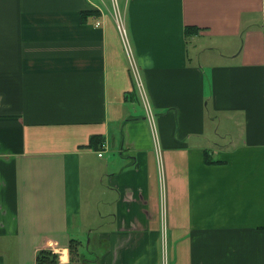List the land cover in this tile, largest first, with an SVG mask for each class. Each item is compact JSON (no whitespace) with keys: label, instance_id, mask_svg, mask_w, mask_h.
Wrapping results in <instances>:
<instances>
[{"label":"crops","instance_id":"obj_1","mask_svg":"<svg viewBox=\"0 0 264 264\" xmlns=\"http://www.w3.org/2000/svg\"><path fill=\"white\" fill-rule=\"evenodd\" d=\"M117 4L154 132L112 0H0V264H264V0Z\"/></svg>","mask_w":264,"mask_h":264},{"label":"built area","instance_id":"obj_2","mask_svg":"<svg viewBox=\"0 0 264 264\" xmlns=\"http://www.w3.org/2000/svg\"><path fill=\"white\" fill-rule=\"evenodd\" d=\"M113 2V9H114V13H115V19H116V22H117V26H118V29H119V32L123 38V43L125 45V49H126V52L129 56V59H130V62H131V65H132V70H133V73H134V76L137 80V84H138V88H139V91H140V94L142 95L143 97V101H144V104L146 106V109H147V114L152 122V128H153V132L155 131V128H154V119H153V113H152V110L149 106V103H148V99H147V95L145 93V89L139 79V75H138V70H137V67L135 65V60H134V56H133V52H132V49H131V46L129 44V40H128V33H127V29L125 27V20H124V16L123 14L120 12L119 8H118V4H117V0H112ZM97 25H99V23H97ZM154 135L156 133H153ZM99 156L101 157L102 156V153L99 154Z\"/></svg>","mask_w":264,"mask_h":264},{"label":"rangeland","instance_id":"obj_3","mask_svg":"<svg viewBox=\"0 0 264 264\" xmlns=\"http://www.w3.org/2000/svg\"><path fill=\"white\" fill-rule=\"evenodd\" d=\"M118 2H119V0H118ZM212 125V127L210 128V130H211V132L214 134L215 133V130H216V128H214V125L213 124H211ZM218 127H220V129H219V133L220 134H222V133H224V131H227L226 133H230V134H233V135H235V133H238V130H236L235 129V127L234 126H232V125H226V124H224V126H218ZM237 131V132H236ZM224 135V134H223ZM215 142H224L223 140H221L219 137H216L215 136ZM101 188V186L96 182L95 184H94V190L92 191V192H90V194H91V199H93V201H100L101 199H102V195H99L98 193H99V189ZM90 199V197H88V200ZM84 200L86 201L87 200V195H86V193H85V196H84ZM86 204H87V202H85V208H86ZM93 209V208H92ZM102 209V208H101ZM96 210H97V212H98V208H96ZM87 212H88V217L87 216H84L83 218H89L88 220L87 219H84L85 221H87V223L88 224H91V225H93V226H97L98 227V223H99V221L98 220H93V217H95V216H97L95 213H93V211H91V210H88L87 209ZM81 220H82V218H81ZM82 240H83V246L82 247H80L79 248V253L81 254L80 256H85L86 258H87V256L89 255L90 256V252H91V249L90 250H88V248H89V242H90V238H89V236H87L86 238H82ZM81 240V241H82ZM88 259H90V258H88ZM78 264V263H77Z\"/></svg>","mask_w":264,"mask_h":264},{"label":"trees","instance_id":"obj_4","mask_svg":"<svg viewBox=\"0 0 264 264\" xmlns=\"http://www.w3.org/2000/svg\"><path fill=\"white\" fill-rule=\"evenodd\" d=\"M197 30H195L194 28L192 27H187L186 28V35H192L196 32ZM102 141L100 140V137L99 136H93L90 140V143H89V147L91 146H94L95 144H101ZM206 157H205V161L207 163H211L213 162V160H211V156L208 155V152H206ZM78 244L77 242H75L74 240L71 241V244H70V249H71V255H72V258H74L75 256H77L78 254ZM81 257V256H80ZM57 259H58V256L56 253H54L53 251L51 250H47V249H44V250H41L39 251L38 255H37V260H36V263L35 264H57Z\"/></svg>","mask_w":264,"mask_h":264}]
</instances>
